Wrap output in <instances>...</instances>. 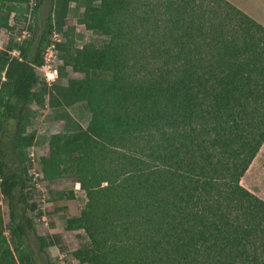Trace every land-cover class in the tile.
Listing matches in <instances>:
<instances>
[{
	"label": "trees",
	"instance_id": "1",
	"mask_svg": "<svg viewBox=\"0 0 264 264\" xmlns=\"http://www.w3.org/2000/svg\"><path fill=\"white\" fill-rule=\"evenodd\" d=\"M156 1L145 4L156 7L152 19L136 18L145 0H53L44 33L0 49V188L10 208L7 228L0 207V264H37L24 150L35 139L24 137L31 106L82 102L88 128L53 135L39 164L46 180L68 175L86 192L67 225L88 236L73 252L80 264H264V200L242 185L264 145V26L227 0ZM31 2L0 0V31ZM72 4L79 15L64 32ZM152 20L161 33L142 45L152 59L134 54L136 75L127 32ZM79 25L110 41L76 47ZM54 30L67 41L57 45L59 75L84 77L47 90L39 70ZM10 121L18 129L4 148Z\"/></svg>",
	"mask_w": 264,
	"mask_h": 264
},
{
	"label": "rangeland",
	"instance_id": "2",
	"mask_svg": "<svg viewBox=\"0 0 264 264\" xmlns=\"http://www.w3.org/2000/svg\"><path fill=\"white\" fill-rule=\"evenodd\" d=\"M32 1H34V4L30 3L27 6L20 7V11L15 14L12 13L10 16L11 27L0 31V49H6L11 39L17 42H23L32 33L37 32L40 35L47 29L49 17L53 11V0H46L40 10L39 16L32 14L36 0ZM227 1L246 14L248 13L245 10L252 11L258 18H254L250 14L248 15L264 26V23L260 22L262 20L264 22V0ZM155 2L158 3L156 0H145L142 5L139 4L142 8L139 11L136 10V18L141 13L143 15L147 13L148 17L151 16L154 19V8L156 7L153 4L151 6H146L145 4ZM78 15L79 13L75 11V4H72L69 9V16L66 20L64 32L69 27L74 26L75 19ZM135 24L137 25H130L133 29L129 28L126 42L129 43L128 57L131 59L130 66L133 67L132 72L137 75L138 71L135 68L136 60L134 54L136 51L145 52L143 49L145 46L142 45L147 44V46H151V41L153 42V37L156 34H153V31L155 30L157 34H160L162 27L152 26L154 24L153 20L149 24H143L139 21H136ZM61 34L62 36L58 38L63 44L67 41L65 40V34ZM71 39H73L75 46L78 48H82L88 44L102 48L110 41V37L88 31L83 25L77 26L76 32L71 34ZM61 53L62 50L58 49L59 58ZM146 55H149V58L152 59L153 50L149 51L148 54L145 52ZM61 63L59 61L58 69H60ZM39 74L46 81L45 79L47 77L45 78V72L39 70ZM83 77V74L75 73L69 68L65 76L62 77L59 75L55 81H50V83L46 81L49 85L47 90L53 84L67 85L69 78L81 79ZM44 87H39V90H43ZM30 109L32 111L25 123L24 137L33 135L35 139L33 145L29 148L25 147L24 150L27 154L26 165L29 168V173L31 176H34L32 180L34 189L31 191L33 197L30 202V208L32 210L31 215L35 219L37 234L30 233L28 244L34 251L37 264H80V261L73 256V252L75 253L84 249L89 244V239L84 230H68L67 225L68 220L81 216L88 202L86 192L81 188L76 178L68 175H64L55 181L46 180L40 171L39 164L42 155L49 149V143L53 135L60 133L70 134L87 129L92 120V113L85 102L78 103L68 109L52 110L48 104L45 108L33 105ZM61 114H64L63 118L60 116ZM17 129L18 123L16 121H10L3 143L4 148L9 147L8 141L12 140L13 136L17 133ZM6 159H9L8 164L10 170L18 168L17 165L11 164V161L14 160L11 156H7ZM242 185L264 200V145L243 178ZM0 207L3 222L9 228V201L2 195L1 188ZM6 233L8 235L9 232ZM41 238L45 239L48 243V248L45 251L41 247Z\"/></svg>",
	"mask_w": 264,
	"mask_h": 264
},
{
	"label": "built area",
	"instance_id": "3",
	"mask_svg": "<svg viewBox=\"0 0 264 264\" xmlns=\"http://www.w3.org/2000/svg\"><path fill=\"white\" fill-rule=\"evenodd\" d=\"M31 4H34V1H32ZM59 36H62V34L54 30L53 36H51V43L49 46H47L44 53V64L40 68V70L45 72V78L47 77L45 80L49 83L50 81H55V79L59 77V55L57 48L58 43H61V40L58 38Z\"/></svg>",
	"mask_w": 264,
	"mask_h": 264
},
{
	"label": "crops",
	"instance_id": "4",
	"mask_svg": "<svg viewBox=\"0 0 264 264\" xmlns=\"http://www.w3.org/2000/svg\"><path fill=\"white\" fill-rule=\"evenodd\" d=\"M234 1V0H233ZM244 9V8H243ZM245 10V9H244ZM248 14H250L252 17H254V18H256L257 16L251 11V12H249L248 10H245ZM13 14H15V13H13ZM258 18V17H257ZM259 20H261L260 18H259ZM260 22H262V23H264L263 22V20L262 21H260ZM84 26V25H83Z\"/></svg>",
	"mask_w": 264,
	"mask_h": 264
}]
</instances>
